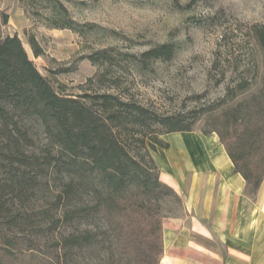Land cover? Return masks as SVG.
I'll list each match as a JSON object with an SVG mask.
<instances>
[{
  "label": "trees",
  "instance_id": "16d2710c",
  "mask_svg": "<svg viewBox=\"0 0 264 264\" xmlns=\"http://www.w3.org/2000/svg\"><path fill=\"white\" fill-rule=\"evenodd\" d=\"M45 1L52 3L50 27L82 37L100 29L76 22L59 0ZM8 22L0 10V26ZM251 31L264 57V25ZM30 43L41 56L34 37ZM177 50L164 43L128 56L146 68L171 61ZM112 51L89 59L111 66ZM235 83L206 110L205 135L219 136L256 201L264 181V68ZM27 119L41 122L53 149L31 151ZM197 122L111 93L63 94L17 35L0 37V264H160L161 201L175 192L161 182L153 153L169 148L160 136L193 132Z\"/></svg>",
  "mask_w": 264,
  "mask_h": 264
},
{
  "label": "rangeland",
  "instance_id": "374dc122",
  "mask_svg": "<svg viewBox=\"0 0 264 264\" xmlns=\"http://www.w3.org/2000/svg\"><path fill=\"white\" fill-rule=\"evenodd\" d=\"M59 1L76 22L96 24L100 29L82 37L50 27L45 20L52 16L48 1L0 0V10L9 16L8 24L0 26V37L17 35L39 72L63 94L119 95L162 115L182 113L190 120L198 118L193 132L205 134L208 107L224 100L228 88L242 76L263 71V52L251 27L264 25V0ZM33 37L43 50L39 57L30 43ZM164 43L178 45L171 61H157L146 68L130 62L128 54H141ZM105 49L113 50L111 66L89 59ZM23 124L34 139L31 151L54 148L40 121L27 119ZM175 194L165 191L161 201L163 231L167 219L187 215ZM248 199L258 206L264 202V181L257 200ZM186 226L190 228V220ZM252 226L249 221L248 239L254 241L249 249L253 250L258 242L264 246V229L256 238ZM51 245L55 247L56 242ZM252 258L250 254L249 262Z\"/></svg>",
  "mask_w": 264,
  "mask_h": 264
},
{
  "label": "crops",
  "instance_id": "0c3cea01",
  "mask_svg": "<svg viewBox=\"0 0 264 264\" xmlns=\"http://www.w3.org/2000/svg\"><path fill=\"white\" fill-rule=\"evenodd\" d=\"M163 140L169 148H159L154 156L160 180L179 195L187 215L164 222L160 264H263L258 239V246L249 249L254 241L248 239V223L256 238L263 235L264 202L250 204L247 183L235 172L219 136L178 132Z\"/></svg>",
  "mask_w": 264,
  "mask_h": 264
}]
</instances>
